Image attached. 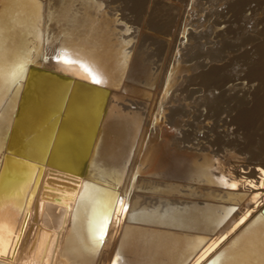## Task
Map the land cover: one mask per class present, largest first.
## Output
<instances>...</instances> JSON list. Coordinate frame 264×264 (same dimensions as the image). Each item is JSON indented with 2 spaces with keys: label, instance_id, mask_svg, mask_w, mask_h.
Wrapping results in <instances>:
<instances>
[{
  "label": "bare ground",
  "instance_id": "6f19581e",
  "mask_svg": "<svg viewBox=\"0 0 264 264\" xmlns=\"http://www.w3.org/2000/svg\"><path fill=\"white\" fill-rule=\"evenodd\" d=\"M262 184L264 0H0V264H264Z\"/></svg>",
  "mask_w": 264,
  "mask_h": 264
},
{
  "label": "water",
  "instance_id": "95a60500",
  "mask_svg": "<svg viewBox=\"0 0 264 264\" xmlns=\"http://www.w3.org/2000/svg\"><path fill=\"white\" fill-rule=\"evenodd\" d=\"M37 70V69H36ZM39 71V70H38ZM32 72H33V67L31 66L30 68H29V71H28V74H27V76H26V79H25V85L23 86V88L21 89V92H20V96H19V102H18V104H21L23 101H24V95H25V89L27 88V86H28V82H29V79H30V76H31V74H32ZM41 72V71H40ZM53 75H55V76H57L58 78H60V79H62V80H69L70 79V77L68 76V75H65V74H62V73H59V72H53ZM19 107H20V105H18V107H17V109L15 110V112L17 113L18 112V110H19ZM49 160V159H48ZM47 163H48V161H47ZM81 171V173L83 172V173H85V174H87L88 172H87V167L86 168H84V169H82V170H80ZM48 180L49 181H51V182H53V183H56V184H58V185H63V186H70V187H75V185H70L68 182H66V181H60V180H58V179H54V178H48ZM59 181V182H58ZM62 182V183H61ZM66 183L67 184H69V185H66ZM261 211H262V213L264 214V206L261 208Z\"/></svg>",
  "mask_w": 264,
  "mask_h": 264
},
{
  "label": "snow or ice",
  "instance_id": "6c2138e0",
  "mask_svg": "<svg viewBox=\"0 0 264 264\" xmlns=\"http://www.w3.org/2000/svg\"><path fill=\"white\" fill-rule=\"evenodd\" d=\"M93 81H94L95 83H101V80L98 79L96 76H93ZM231 186H232V187H236L235 184H233V185H231ZM261 186L264 187V184H262Z\"/></svg>",
  "mask_w": 264,
  "mask_h": 264
}]
</instances>
